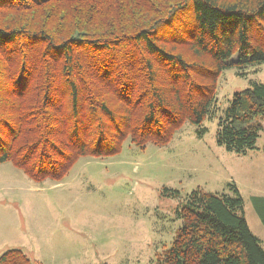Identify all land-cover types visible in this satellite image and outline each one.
Returning <instances> with one entry per match:
<instances>
[{
    "label": "trees",
    "instance_id": "obj_1",
    "mask_svg": "<svg viewBox=\"0 0 264 264\" xmlns=\"http://www.w3.org/2000/svg\"><path fill=\"white\" fill-rule=\"evenodd\" d=\"M261 63L264 0H0V163L60 180L79 157L114 155L126 139L165 145L215 115L224 69ZM263 117L254 82L218 116L216 143L245 153ZM177 213L153 264H264L235 182L191 190ZM0 264L35 262L8 248Z\"/></svg>",
    "mask_w": 264,
    "mask_h": 264
},
{
    "label": "rangeland",
    "instance_id": "obj_2",
    "mask_svg": "<svg viewBox=\"0 0 264 264\" xmlns=\"http://www.w3.org/2000/svg\"><path fill=\"white\" fill-rule=\"evenodd\" d=\"M254 82L264 83V63L224 69L215 115L184 123L162 146L126 139L114 155L81 156L60 180L36 182L0 163V253L18 248L35 264H153L181 225L187 194L224 191L230 181L264 250V117L245 153L216 143L218 116Z\"/></svg>",
    "mask_w": 264,
    "mask_h": 264
}]
</instances>
